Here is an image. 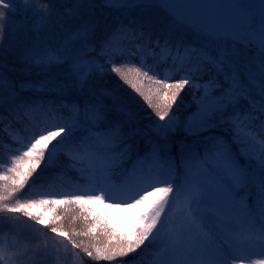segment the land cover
<instances>
[{
  "label": "snow or ice",
  "instance_id": "obj_1",
  "mask_svg": "<svg viewBox=\"0 0 264 264\" xmlns=\"http://www.w3.org/2000/svg\"><path fill=\"white\" fill-rule=\"evenodd\" d=\"M65 2L68 7L55 21V0L41 10L42 22L68 34L58 48L17 54L23 73L19 79L0 59V106H8L9 124L15 120L19 125L35 111L51 118L12 156L7 171L0 172V212L22 215L26 230L39 231V224L61 238L38 245L34 264H48L65 239L72 249L109 264H124L125 257L153 243L160 247L154 264H264V258H252L264 257V138H258L264 137V0ZM154 5L166 9L165 19L148 16L128 24L104 14ZM13 12V0H0V33L6 13ZM176 24L192 26L219 43L213 52L185 44L172 35ZM252 48L256 54L249 57ZM139 51L161 61H179L182 78H159L154 66L143 61L126 67L128 56ZM8 54L0 45V58ZM185 61L187 70L182 67ZM54 66L61 76L53 75ZM33 71L42 78H31ZM106 72L118 75L146 102L156 118L157 135L165 137L176 127L173 109L181 93L192 87L199 93L198 105L185 128L207 129L217 121L228 125L238 156L219 137H210L202 150L170 147L154 138L145 143L136 113L104 83ZM145 81L151 85L146 91ZM26 93H48L72 102L29 100ZM64 110L70 119L57 115ZM4 119L0 115V122ZM57 151H65L73 167L80 166L83 187L60 196L15 199L38 181L42 188L51 186L55 176L42 173ZM239 158L255 160L257 170L247 169ZM249 189L255 190L252 204ZM95 202L105 209H122L127 216L97 212L91 207ZM177 204L179 220L172 215ZM71 205L78 207L79 216L72 215L67 224L62 222L63 211L45 218V209L55 213L57 206ZM78 218L86 228L77 229ZM19 223L0 216V229L13 230ZM85 237L103 242L86 244Z\"/></svg>",
  "mask_w": 264,
  "mask_h": 264
},
{
  "label": "trees",
  "instance_id": "obj_2",
  "mask_svg": "<svg viewBox=\"0 0 264 264\" xmlns=\"http://www.w3.org/2000/svg\"><path fill=\"white\" fill-rule=\"evenodd\" d=\"M50 0L46 1V5H49ZM61 7V9L59 7ZM67 6V3L61 4V6L55 3V18L59 17L63 14L64 11L62 7ZM106 16H109L110 18L113 17L116 12L114 10H106L104 13ZM55 21V19H53ZM4 25L3 32L0 33V45H2L7 51L8 55L0 58L3 59L4 63L7 65L6 71L9 69H14V71L11 72V75H13L15 78L19 79L23 73L20 71V68L17 67L19 65V60L17 58V54L24 52L26 50H32L34 48H38L40 50L43 49H55L58 48L59 45L62 43L64 39L67 38L66 33H63L58 27L55 26L53 23L52 26H49L47 22H42L41 19L32 20L31 17H28V19H23L22 16L19 13H16L15 11L13 14H7L5 20L2 22ZM137 55H141L145 62L150 63V65H156L158 67L162 66L163 64L167 66L174 67V71L170 75L172 78H179V72L177 71L178 67H181V64L179 61L177 63H173L171 60H165L161 61L158 58H154L153 56H149L147 53L143 51L136 52ZM195 63V60L192 61ZM102 63V61H101ZM126 67H132V66H139L137 62L133 61L132 59L125 62ZM190 66V65H189ZM182 67L186 69L188 65H182ZM156 72H162L160 68H157ZM53 75L61 76L62 71L59 67L54 66L53 68ZM211 75V73H208L204 76V79H207L208 76ZM31 78L33 79H41L42 76L37 75L35 71L31 73ZM159 78H165L162 74L159 75ZM104 83L106 85H109L111 88L115 89L116 93L122 96L126 103L131 106V109L136 113L137 116V124L142 129L143 133V139L144 142L147 143L150 139H158V140H166L168 145L171 147L173 145H178L180 147L184 146H191L193 144H196V134H188L185 130V122L187 117L192 114L195 111L196 104L194 101L195 92L191 88H186L183 93H181V98L177 101V105L174 107V118L176 120V127L172 129V131L165 137L162 135H157L156 131V118L154 116V113L150 107L146 104V102L143 101V99L138 96L128 84H126L124 81H122L118 75L115 73L106 72L105 73V79ZM150 83L148 81H145L144 83V89L145 91L150 87ZM25 99L29 100H37V101H54L57 105L60 103H71V99L65 100L62 98H59L58 96L48 94V93H26L24 96ZM244 110H247V108L243 107ZM7 110V109H6ZM0 115H3L6 117L2 122H0V128L4 127L2 130H0V142H5L8 144V137L9 133H11L12 136H16V139H19L21 141H25V137L27 135L33 136L34 132L36 131L37 127H44L45 124L51 123V118L44 115V113L40 111L30 112L27 114V121L21 120L19 125H17L16 121L13 120L11 124H9V121L11 120V117H8V110L6 112L1 113ZM57 115L61 119H70V113L67 110H64L60 113H57ZM254 130L259 133L258 128H254ZM264 138V137H259ZM10 151V150H9ZM5 150L0 148V172H6L7 168L11 165L5 164L8 160H11V158H5ZM69 160L65 158L63 155L58 154L54 159H52L51 164L48 166V169L42 173L43 176H55V180L51 182L50 187L42 188L41 182L38 181L36 184L32 186V189H34L35 192H53V191H59L66 182L69 181V177H71V174L69 172L70 169H72L69 166ZM27 188L24 191L23 195H15V199L26 201L27 199ZM9 200H11L13 203L15 202L12 197H9ZM63 211L64 215L62 216V222L65 224L68 223L70 217L72 215L79 216V210L78 207L75 205L71 206H57L56 212H51L47 219H50L53 215ZM0 216H6L10 217L12 219L18 220L20 223L17 225V227L13 230H10L7 226H5L3 229H0L1 233H7L12 236L16 235L18 239L24 240V241H30L34 242L36 241V238L39 237L41 240L44 238L45 235L50 234L53 235L47 228H44L41 231H31L26 230L24 228V222L25 218L20 214H14V213H8V212H0ZM28 225H32V221H27ZM75 226L77 229H84L86 228V225L84 224L82 218H78L75 221ZM35 228L37 229V226L35 225ZM64 230H67L65 228ZM85 243H102V240L96 241L93 240L91 237H85L83 238ZM65 243L67 244V240L65 239ZM68 252H71L69 255H75L76 257H79L83 261V264H109L107 261H96L93 260L90 257H87L82 251L72 249L71 244H67ZM74 252V253H73ZM141 250H138L135 253L130 254L129 256L125 257L124 259L134 258ZM140 254V253H139Z\"/></svg>",
  "mask_w": 264,
  "mask_h": 264
},
{
  "label": "rangeland",
  "instance_id": "obj_3",
  "mask_svg": "<svg viewBox=\"0 0 264 264\" xmlns=\"http://www.w3.org/2000/svg\"><path fill=\"white\" fill-rule=\"evenodd\" d=\"M47 0H27V4H25V0H13L14 3V11L16 13H19L23 19H28V17H31L32 20L41 19V10L47 9L48 5H46ZM172 2L177 4H209L210 0H172ZM240 2V1H239ZM247 1H241V4L247 3ZM55 3L61 6V4L66 3L65 0H55ZM217 3V1L213 2ZM59 7V6H58ZM67 6H63V10ZM61 9V7H59ZM116 12V11H115ZM55 14V13H54ZM53 14V19H55V15ZM167 15L166 9L162 8L161 5H154L151 7H145V8H139V9H132L127 12H116V14L113 15L112 19H121L124 20L128 24H132L134 21L139 20L142 17H153V18H159V19H165ZM173 37L177 40L183 41L185 44H189L192 47L195 48H202L209 52H213L216 48L218 41H215L214 39L208 37L206 34L199 32L197 29H195L192 26L189 25H182V24H176L173 26ZM230 43V42H229ZM256 54L255 48H252L249 50L248 55L249 57ZM151 56L150 54H148ZM129 60H133L138 63L139 66H141V61L144 62L146 65H150V63L145 62L143 57L141 55H129ZM165 62V61H164ZM184 65L189 64L185 61ZM186 67V69L188 68ZM157 68H160L162 72H156ZM9 69V68H8ZM154 71L158 75L162 74L163 76H170L172 72L174 71V67L172 66H165L164 64L162 66L158 67L154 65ZM179 78H182L183 72L180 71ZM195 92V97L193 98L196 104L195 111L190 114L186 121L191 120L197 109L198 105V95L199 93L193 89L192 87H188ZM255 95V93H253ZM258 98V97H257ZM243 107L248 108L247 102H244ZM8 110V106H0V114L3 112H6ZM4 127H1L0 129H3ZM188 134H196V144H193L191 146H187L190 149H196V150H202L205 146V142L210 137H219L223 139L226 143H228L232 149L233 156H238V145L232 144V136L233 133L229 129L228 125L222 124L219 121H217L215 124H213L211 127L207 129H201L197 130L195 128L189 130L185 128ZM77 134L81 132L80 129L75 130ZM255 131V130H254ZM16 136H9L8 137V144L5 142H0V144L3 145L1 149L5 150V158H11L13 155H19L23 150L26 144L29 142V140L32 138V136L27 135L25 138V141H20L16 139ZM259 138V137H258ZM185 147V146H184ZM10 150V151H9ZM58 154L63 155L65 158L69 160V157L65 151H57L52 159H54ZM240 163L243 164L247 169L249 170H257V163L253 159H246V158H239ZM70 161V160H69ZM5 164L11 165V160H8ZM69 166L72 168L69 170L71 177H69V181L66 182L64 185H62L61 188H59V191H53V192H35L32 187H30L27 191V199H38L40 195H65L69 194L74 191L77 187H83V177L80 173V166L77 165L75 167L72 166V164L69 162ZM250 195L248 197V202L250 204L254 203L255 201V190L249 189ZM75 194H81L79 192H76ZM90 194V193H89ZM93 209L97 212H107L112 214H117L121 216H127V213L124 212L122 209H105L103 205L99 204L98 202H95L91 205ZM46 217L50 215L52 212L50 209H45ZM180 213H181V207L179 204L174 206V210L172 215L179 220L180 219ZM37 226V229L39 231L43 230L44 227L40 226L39 224H35ZM36 232V231H35ZM38 232V231H37ZM36 232V233H37ZM60 241L61 238L57 236H53L50 234H47L44 236V238L41 240L39 237L36 238V241L30 242V241H24L21 239H18L16 235H9L7 233H1L0 234V255L4 257V264H34V261L36 259L35 252L37 250V246L44 247L45 245H48L52 243L53 241ZM65 240L58 245L60 251L58 254H54L52 258L49 259L48 264H83V261H80L81 259L79 257H76L75 255H69L72 253L68 252V248L65 249ZM160 251V247L158 243L149 244L147 247H144L141 249V252H139L134 258L124 259V264H154V261L156 260L157 254ZM74 253V252H73ZM17 257H19L17 259ZM253 259H260L264 257L254 256ZM112 264H118V262H112Z\"/></svg>",
  "mask_w": 264,
  "mask_h": 264
},
{
  "label": "bare ground",
  "instance_id": "obj_4",
  "mask_svg": "<svg viewBox=\"0 0 264 264\" xmlns=\"http://www.w3.org/2000/svg\"><path fill=\"white\" fill-rule=\"evenodd\" d=\"M212 3L217 1V3H226L227 0H210Z\"/></svg>",
  "mask_w": 264,
  "mask_h": 264
}]
</instances>
